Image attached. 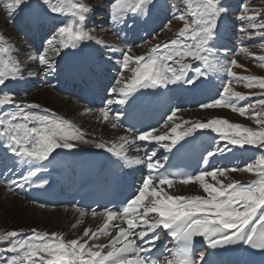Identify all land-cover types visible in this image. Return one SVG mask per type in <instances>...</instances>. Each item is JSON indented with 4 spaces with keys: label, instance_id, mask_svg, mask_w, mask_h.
Instances as JSON below:
<instances>
[{
    "label": "snow or ice",
    "instance_id": "obj_1",
    "mask_svg": "<svg viewBox=\"0 0 264 264\" xmlns=\"http://www.w3.org/2000/svg\"><path fill=\"white\" fill-rule=\"evenodd\" d=\"M0 3L10 19L23 12L22 22L27 27L53 17H69L53 25L54 34L32 57L38 60L40 71L46 76L58 74L57 58L74 57L77 53L72 50L89 42L107 48L110 53H120V58L114 61L119 65L118 76L110 88L106 87L109 98L105 107L99 109V119L112 129L124 128L126 133L118 140H97L89 137L76 122L38 103L17 99L14 92L4 91L9 82L23 79L26 70L14 57V46L0 34V148L4 149L5 159L27 166L26 172L0 183L6 184L10 193L17 189L43 188L49 180L37 178L38 173L62 155L57 150L71 154L80 145L105 150L123 166L146 168L141 185L122 210H91L93 218H103L95 230L86 227L73 239H67L63 232L37 228L28 232L0 231V264H255L250 258L257 254L264 264V154L242 167L213 165L216 158L227 159L234 149L248 146L264 151V95L246 97L232 87L235 82L264 89V77L238 75L233 68L243 66L235 58L228 59L227 48L220 52L214 46L218 22L228 11L220 0H111L109 13L114 25L132 29L138 18L150 17L156 11L170 12L173 19L183 22L176 38L157 43L144 54H136L132 44L116 47L97 40L92 34L94 30L87 27L93 8L82 0H0ZM241 12L239 30L248 38L260 37V47L264 48V18L260 17V10L242 5ZM130 19L134 23H129ZM170 24L168 20L165 27ZM239 51L251 55L246 46H241ZM258 59L264 66V55ZM87 71L84 61L76 59L70 62L68 75ZM219 72L227 74V81L215 97L201 102L199 107L228 108L253 120L255 128L221 117L186 119L182 115L185 110L179 106L171 107L158 126L137 130L135 124L129 123L131 109L152 103L148 97L158 98L162 90H171L173 85L187 86V91L199 90L207 86L210 73ZM37 75L39 72L27 71L28 77ZM6 105L10 107L4 110ZM114 105L121 107L114 109ZM92 111L85 108L82 114ZM198 132L214 134L201 155L200 170L169 172L166 166L169 157L157 158L156 148L180 153L189 143L187 138ZM137 142L153 147L151 150L145 147L143 156H129V147ZM235 172H247L256 179L242 183L231 176ZM177 182L198 185L203 194L165 190L164 186L173 189ZM75 211L80 219L72 224L73 229L88 214L79 207ZM196 238H200L199 247ZM165 240L175 242L173 247H165L167 255L160 252ZM226 255L237 259L230 262Z\"/></svg>",
    "mask_w": 264,
    "mask_h": 264
},
{
    "label": "bare ground",
    "instance_id": "obj_2",
    "mask_svg": "<svg viewBox=\"0 0 264 264\" xmlns=\"http://www.w3.org/2000/svg\"><path fill=\"white\" fill-rule=\"evenodd\" d=\"M138 19L140 22L138 24L139 28L137 27L138 33L143 35L141 24L144 22L145 17H140ZM3 32L5 33L4 35H6V38L8 40L12 39V35L10 33H7L5 30H3ZM141 35L138 34L137 36L141 37ZM97 40L103 41V43L106 45H113L116 47H123L125 45V40L122 36L117 39L119 42L115 40L104 41L103 39L98 38ZM38 41L41 40L38 39ZM21 42H24L22 45V47H24L23 50L28 53V62L26 65H21V67L26 70L24 73V78L19 81H15V84L18 87H25L28 91L34 90L35 94L31 97V100H34L36 101V103L41 104L43 108H49L52 111L56 112L58 115L76 122L88 134L89 137L94 136L97 140H118L119 136L126 134L123 128L112 129L110 125L102 123L99 119V109H92L93 111L91 113L82 114L84 109L87 108L80 102V87H84V85H72L69 77L65 75V71H69L70 62L74 60V58L63 56L58 60V74L56 76H46L43 71H40L38 60L32 59V57L38 54L36 45L37 41L32 44L29 40H25L21 37ZM220 42V40H215L213 43L215 44ZM225 42L226 41L223 40V45H221L222 47L224 46L226 48L224 44H227L228 42ZM10 43L14 46L15 49L14 57L18 61H20L19 46L12 41H10ZM39 46L40 44L38 43V47ZM220 52H223V50H220ZM82 53H85V55L82 56L86 57L84 62L88 69L86 75L89 79L102 84V87L105 89V94L107 98H109L108 93L106 92L105 77H112L114 79V77L118 76L119 65L115 64L114 61L116 58H120V53H110L107 48H104L101 45L96 44L95 42L86 44L82 48ZM27 71L39 72V75L28 77ZM225 77H227V74L224 72L211 73L210 77H208L207 86L203 89L194 91H187L185 86H170L171 90H164L163 99L169 108L176 106L183 108L185 111L182 113V115L186 119L207 120L215 117H221L229 119L232 122L243 124V122H241L237 118V114H227L213 109L205 110L201 108H191L198 104V102L199 104L203 102L204 95L212 94L214 91L216 96L217 90L220 89L222 83L226 79ZM60 83L62 84V87L64 89L63 93H59L58 86ZM186 104L187 106H185ZM112 107L114 109H117L121 106L114 105ZM212 135L214 134L201 135L198 142L199 146L201 148L207 147V145L211 142ZM143 143L145 142H137L136 145L130 146L128 155L143 156L145 147L148 148L149 146H152ZM80 147L88 148L94 151H100V149H96L90 145H80ZM137 148H139L140 150L137 151ZM255 150V148L250 147L245 149H234L233 154H229L227 159L217 158V164L239 165L242 159L251 157ZM57 151L61 152L62 155L58 157L55 162H53V165H56L57 163L67 164L68 162H70V158L63 162H59L69 155L65 154L67 153V150L58 149ZM156 152L157 155L160 154L159 159H162L163 156L169 154L168 152H164V150L160 148H156ZM18 164L19 163L16 162L13 167L18 166ZM19 167L22 168L18 169L17 174L24 172V169L27 168V166L21 163L19 164ZM139 167L145 166H134V169L138 174L141 170ZM231 176L234 179L241 181L242 183L250 182L242 180L239 177V172L231 173ZM142 179L143 177L141 178V180ZM164 187L165 190L177 192L179 194H203L199 186L195 184H189L185 186L177 182L176 186L173 189H167V186ZM77 219H80V217L74 209L41 208L40 206L28 201L22 190L17 189L15 193H10L8 192L7 187L0 184V231L24 229L25 232H28V230L31 228H37L41 231L63 232L67 239H73L81 235L84 228L91 227L93 230H95L103 223L102 217L97 216L93 218L91 214H87L83 218V223L80 224L76 229H73L72 224L76 223Z\"/></svg>",
    "mask_w": 264,
    "mask_h": 264
},
{
    "label": "rangeland",
    "instance_id": "obj_3",
    "mask_svg": "<svg viewBox=\"0 0 264 264\" xmlns=\"http://www.w3.org/2000/svg\"><path fill=\"white\" fill-rule=\"evenodd\" d=\"M83 3L88 4L89 6H91L93 8V11L89 14V17H94L95 19H91L88 17L87 20V27L90 30H94L92 32V34L94 35V37L97 39H103L104 41H110V40H115L117 42H119L118 40H116V36H115V32H114V28L120 26V25H115L112 27H108V23L109 21H111L110 19H106V18H110L108 15L102 14L103 12H109V5L111 3V0H82ZM253 2V3H252ZM246 5L249 9H258L260 10V17L264 18V0H246ZM99 10V11H98ZM100 12V13H99ZM99 13V16H97ZM248 14H252L251 12ZM22 15H24L23 12L21 13H17L16 15H13L12 18H9L7 9L4 7L3 3H0V34L3 32V30H5L7 33H10L12 35V39L9 41H12L13 43H15L16 45L19 46V58L20 61L19 63L21 65H26L28 62V53H26L23 50V43L21 42V38L20 35L16 29V26L12 25V22L18 18H21ZM98 17V19H97ZM105 18V19H100V18ZM234 19H237L236 17L232 16ZM69 19V17H65L64 20ZM97 19V20H96ZM171 20V24L168 27L164 26V23L162 24V27L158 26L157 29H155L148 37L147 39L143 42L144 45H141L139 47H136V45H134L135 47L134 52L136 54H144L150 47H152L153 45L157 44V43H163L166 40H170L173 38H176L175 33H178V31L180 30V28L183 26V22L178 21L173 19L172 17H169L167 19ZM238 22H241L240 20H238ZM227 24V20H225L224 25ZM241 26V25H240ZM163 28V31H160V29ZM251 31V30H249ZM5 33L3 32V35ZM240 34L242 36H244V40H242L243 42V46H246L248 48L249 53H251V55H248L246 53L240 52V55H234L232 57L237 56V62L238 64L242 65V68H234V71L240 75V76H245L243 75V73L248 74L250 76H255V77H264V66L261 65L258 57L264 55V48H261V39L258 36L253 35L252 38H248V36L244 33H242L240 31ZM155 35V39H152L151 37ZM6 37V35H5ZM246 44V45H245ZM139 45V44H137ZM22 53V54H21ZM219 58H224V57H219ZM242 74V75H241ZM225 81H227L228 77H225ZM233 90L240 92L241 94L244 93H255L257 91H261V88L256 87V88H248L245 87L243 83H237L232 85ZM263 90V89H262ZM35 94V91H29L28 92V97H32ZM260 95H264V93H255V94H250L246 97H255V96H260ZM254 102V101H253ZM216 110H221V108H218ZM225 110V109H224ZM258 110V109H257ZM223 112V111H221ZM225 113V112H223ZM227 114H234L232 112L227 113ZM237 113H235L234 115H236ZM237 118L240 120L239 115L237 114ZM243 118V117H242ZM245 120H247V122L245 124L249 125V122L251 124H254V121L248 118H245ZM241 121V120H240ZM242 122V121H241ZM244 124V123H243ZM244 124V125H245ZM247 126V125H246ZM240 173V178L242 177H248L251 174L247 173V172H239ZM253 181V180H252Z\"/></svg>",
    "mask_w": 264,
    "mask_h": 264
}]
</instances>
